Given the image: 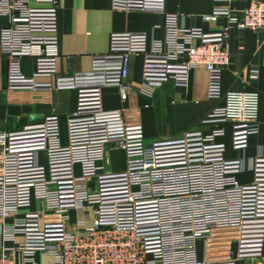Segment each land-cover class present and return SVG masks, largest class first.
Returning a JSON list of instances; mask_svg holds the SVG:
<instances>
[{
  "label": "built area",
  "instance_id": "1",
  "mask_svg": "<svg viewBox=\"0 0 264 264\" xmlns=\"http://www.w3.org/2000/svg\"><path fill=\"white\" fill-rule=\"evenodd\" d=\"M60 2L0 0L7 93H78L67 145L55 114L20 130L0 131V264H236L234 259L201 261L197 245L215 229L264 220V155L251 164L245 157L226 159L221 128L201 135L198 148L188 136L148 144L143 128L127 123L124 109L103 108L102 90L117 87L126 101L131 60L137 55L144 58L143 92L149 96L159 82L189 85L188 72L171 73L173 63H183L187 71L204 68L209 97L224 98L225 105L203 125L232 124V147L244 153L260 132V95H223L222 73L231 64L230 34L264 30V0L251 1L244 11L227 7L204 16L208 23L227 20L213 33L186 28L178 15H167L163 41L147 33L115 34L110 52L94 57L90 72L57 84L40 82L58 74ZM165 2L113 0V8L164 13ZM27 58L35 61L31 77L22 68ZM109 148L125 153L124 172L105 171ZM77 166L80 175L63 171ZM247 168L254 181L241 185L236 176ZM73 213L81 215L75 222Z\"/></svg>",
  "mask_w": 264,
  "mask_h": 264
},
{
  "label": "crops",
  "instance_id": "2",
  "mask_svg": "<svg viewBox=\"0 0 264 264\" xmlns=\"http://www.w3.org/2000/svg\"><path fill=\"white\" fill-rule=\"evenodd\" d=\"M251 1L166 0L164 13H159L115 10L113 0H61L58 9V74L50 80L39 81L57 84L64 78L90 72L93 58L110 52L111 39L115 34L147 33L151 39L163 41L166 38L167 15H178L186 28L213 33L225 27L227 20L222 18L216 23H208L203 20L204 16L211 15L215 9L227 7L244 11ZM1 23L6 24V21ZM228 42L231 64L222 73L223 95L230 92H255L260 95V132L250 138L244 153L232 147V124L203 125L210 114L225 105L224 98L209 97V74L204 68L187 71L183 63H173L171 73L188 72L189 85L181 86L173 80L159 82L156 83L155 93L149 96L143 92L144 58L133 56L128 79L132 90L128 99L122 100L117 87H106L102 90L103 108L107 111L124 109L127 123L141 126L148 144L188 136L192 145L198 148L201 135L221 128L225 135L219 141L226 145V159L245 157L251 164L259 154L264 155V30L233 31ZM22 68L31 77L35 72V61L24 59ZM255 72L257 77H254ZM7 82L8 63L0 45V131L20 130L42 123L47 116L55 114L60 119L62 144L67 145L68 121L77 109V91L7 93ZM41 162L48 169L45 155L41 156ZM103 167L110 173L124 172L127 167L125 153L109 148ZM63 171L81 174L79 166L64 168ZM49 172L51 176L56 175L53 169L49 168ZM236 179L241 185H248L253 183L254 174L247 168ZM37 207L35 204L33 209ZM80 216L73 213L71 218L75 222ZM18 241L23 242V238ZM197 253L199 260L211 263L234 259L236 264H264V220L248 221L232 229H215L206 241L198 243Z\"/></svg>",
  "mask_w": 264,
  "mask_h": 264
}]
</instances>
